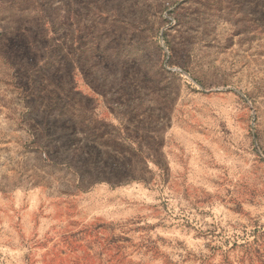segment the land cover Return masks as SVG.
<instances>
[{
	"label": "rangeland",
	"instance_id": "obj_1",
	"mask_svg": "<svg viewBox=\"0 0 264 264\" xmlns=\"http://www.w3.org/2000/svg\"><path fill=\"white\" fill-rule=\"evenodd\" d=\"M0 264H264V0H0Z\"/></svg>",
	"mask_w": 264,
	"mask_h": 264
}]
</instances>
